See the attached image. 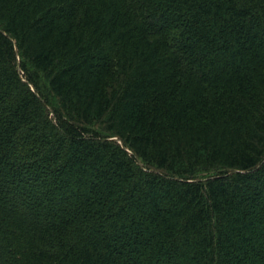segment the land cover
<instances>
[{
    "label": "trees",
    "instance_id": "16d2710c",
    "mask_svg": "<svg viewBox=\"0 0 264 264\" xmlns=\"http://www.w3.org/2000/svg\"><path fill=\"white\" fill-rule=\"evenodd\" d=\"M0 264H264V0H0Z\"/></svg>",
    "mask_w": 264,
    "mask_h": 264
}]
</instances>
